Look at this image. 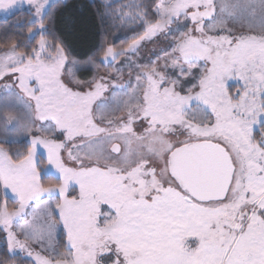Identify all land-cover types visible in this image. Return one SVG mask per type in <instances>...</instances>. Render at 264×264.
Masks as SVG:
<instances>
[{"label": "snow or ice", "instance_id": "snow-or-ice-1", "mask_svg": "<svg viewBox=\"0 0 264 264\" xmlns=\"http://www.w3.org/2000/svg\"><path fill=\"white\" fill-rule=\"evenodd\" d=\"M25 5L27 47L0 52V264H264V0H101L143 31L82 57L68 0L0 13Z\"/></svg>", "mask_w": 264, "mask_h": 264}, {"label": "trees", "instance_id": "trees-1", "mask_svg": "<svg viewBox=\"0 0 264 264\" xmlns=\"http://www.w3.org/2000/svg\"><path fill=\"white\" fill-rule=\"evenodd\" d=\"M70 11L78 19L85 22L86 27L83 31L77 33L78 39L73 45V55L82 57L83 53L95 46L98 50L101 47L112 45L116 49L127 47L132 38L143 31V27L137 21L136 23L125 24L119 20H109L107 18L101 20L96 15L97 6L101 4V0H68ZM115 8L119 9L122 5L129 3H139L140 0H108ZM144 3H151V0H144ZM29 9L24 8L23 11H14L8 16L0 18V51L6 50L11 43L18 42L20 49L27 47V21L30 18L28 15ZM63 26L57 24L55 30H61ZM83 27V26H82ZM101 67V66H99ZM85 74V78H92L95 75V70H81L80 73ZM233 85V91L240 87L236 81L230 82ZM26 142L20 144H8V150L12 151L13 147L23 145L25 148ZM62 236V234L60 235ZM4 251V245L0 247V252Z\"/></svg>", "mask_w": 264, "mask_h": 264}, {"label": "rangeland", "instance_id": "rangeland-1", "mask_svg": "<svg viewBox=\"0 0 264 264\" xmlns=\"http://www.w3.org/2000/svg\"><path fill=\"white\" fill-rule=\"evenodd\" d=\"M24 8H28L27 5H25ZM8 15H10V14L0 13V18L1 17H5V16H8ZM166 47H167V42L161 37L155 43L148 42L144 47H142L139 50L138 56L136 58H138L141 63H147L150 60H154L156 58V55L157 54L163 55V53L160 52V49L166 48ZM0 52H2V51H0ZM122 59L123 58H120V60H122ZM115 63L117 65V67H120L121 66L119 60L117 62H115ZM94 70H95V74H97V72H98L100 75H104L105 73L112 72L113 71V68L107 66V63L105 62V64L103 66L98 67L97 69H94ZM124 70H125V75H126L127 74L126 67L124 68ZM72 71L75 72L77 78H79L81 80H89V78H85L84 77L85 74L83 72L80 73L81 70L80 71H77L76 69H72ZM231 82H234V81H231ZM2 104H3V95L0 94V105H2ZM21 107L22 106H20V105H16V108H18V109L21 108ZM21 142H27V137H23V136H21V137L10 136L9 137V142L3 144V147H5L7 149V147H9L8 144H11V145L12 144H17V143L20 144ZM24 149L25 148H24L23 145H17L15 147H13V150L11 152H16V151L23 152ZM62 232H63L62 228L58 230V237L62 234ZM3 245H4L3 244V238H2V236H0V247L3 246ZM61 250H63V249H61Z\"/></svg>", "mask_w": 264, "mask_h": 264}]
</instances>
